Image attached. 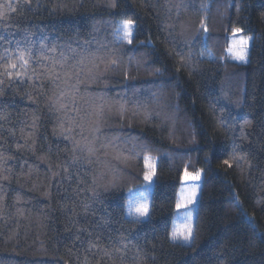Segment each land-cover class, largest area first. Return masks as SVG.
Returning <instances> with one entry per match:
<instances>
[{
	"label": "trees",
	"instance_id": "16d2710c",
	"mask_svg": "<svg viewBox=\"0 0 264 264\" xmlns=\"http://www.w3.org/2000/svg\"><path fill=\"white\" fill-rule=\"evenodd\" d=\"M8 4L0 264H264V0ZM124 20L131 44L117 40ZM237 28L252 37L246 64L227 57ZM19 50L29 65L9 79ZM145 156L147 221L125 215ZM197 170L192 242H172L182 174Z\"/></svg>",
	"mask_w": 264,
	"mask_h": 264
},
{
	"label": "snow or ice",
	"instance_id": "6c2138e0",
	"mask_svg": "<svg viewBox=\"0 0 264 264\" xmlns=\"http://www.w3.org/2000/svg\"><path fill=\"white\" fill-rule=\"evenodd\" d=\"M12 10L15 11V8L8 5H0V18H6L7 11ZM133 21L124 20L120 23V25L116 29L117 40L125 41L129 44L133 42ZM204 30L207 31V28L204 27ZM241 30L239 28L234 30V37ZM43 46V45H42ZM248 49V38L240 37L238 39H234L230 47L227 49L231 57L237 61H245ZM30 53L26 50H19L15 60L11 58V54H9L8 63L4 67V74L8 76L9 79H12L13 76L19 78L25 73L20 71V69H27L30 60ZM14 71H9V70ZM227 163V161H226ZM144 167L146 169L144 173L145 181L151 182L152 177L155 174V161L150 157H144ZM199 179V173L195 176H189L188 173H185V179ZM195 199V192L193 191L191 195L182 196V199L177 202V209L179 210L182 207H186L188 204L193 203ZM128 214L132 216L135 214L137 219L145 218L149 215V209L146 199L144 202L136 199H129L128 202ZM193 235V228L191 223V214H189L186 222L182 225H175L170 233V239L172 241L182 240L184 242H188L191 240Z\"/></svg>",
	"mask_w": 264,
	"mask_h": 264
},
{
	"label": "rangeland",
	"instance_id": "374dc122",
	"mask_svg": "<svg viewBox=\"0 0 264 264\" xmlns=\"http://www.w3.org/2000/svg\"><path fill=\"white\" fill-rule=\"evenodd\" d=\"M234 31L232 32V34H230L229 36V46L232 44L234 39H238L240 37H247L248 38V49H247V55H246V59L245 61L241 62V61H237L235 59H233L231 57V55L229 54V52L227 51V57L231 62L237 63V64H246L248 62V57H249V52H250V48H251V44H252V37L250 35H244L241 31L236 34V36L234 37L233 35ZM185 173H188L189 176H195L197 173H199V179H185ZM202 179H203V174L201 170H197L195 172H188L185 171L182 174L181 180H180V186L177 190V195H176V203H175V209H174V214H173V219H172V225H171V229H170V233L175 225H182L186 222L189 214H191V223H192V228H193V232H194V226H195V220H196V212H197V206H198V201H199V196H200V190H201V184H202ZM153 186H154V175L152 177V181L148 182L145 181V183L138 187L137 189L131 191L129 193V199H136V200H140L141 202H144V200L146 199L147 204H148V209L150 210V200H151V195L153 192ZM195 192V199L193 201V203L188 204L186 207H182L179 210L177 209L176 205L177 202L180 201L182 199V196L185 195H191L192 192ZM128 199V202H129ZM128 202L126 204V208H125V215L128 218H136L135 214H133L132 216H129L128 214ZM149 218V215L145 218H141L140 220L143 221H147ZM137 219V218H136ZM193 238V235H192ZM192 238L190 241L188 242H184L182 240H177L175 242L184 244V245H190L192 242ZM171 240V239H170ZM172 241V240H171ZM174 242V241H172Z\"/></svg>",
	"mask_w": 264,
	"mask_h": 264
}]
</instances>
